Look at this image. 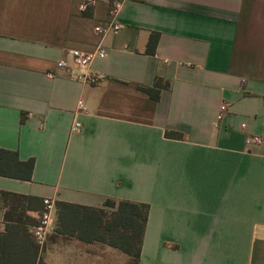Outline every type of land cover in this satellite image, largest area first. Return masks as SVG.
<instances>
[{"label": "crops", "instance_id": "0c3cea01", "mask_svg": "<svg viewBox=\"0 0 264 264\" xmlns=\"http://www.w3.org/2000/svg\"><path fill=\"white\" fill-rule=\"evenodd\" d=\"M84 1L0 0V149L34 161L0 193L148 205L138 264H264V0H124L112 19ZM73 52L104 80H78ZM156 78L157 102L139 90ZM52 235L45 264L129 262Z\"/></svg>", "mask_w": 264, "mask_h": 264}, {"label": "trees", "instance_id": "16d2710c", "mask_svg": "<svg viewBox=\"0 0 264 264\" xmlns=\"http://www.w3.org/2000/svg\"><path fill=\"white\" fill-rule=\"evenodd\" d=\"M86 15V14H84ZM159 35L152 33L146 54L153 56ZM169 82L156 78L153 86L139 88L150 100L157 102ZM167 138L181 140L179 133L168 132ZM34 161H21L16 152L0 149V177L30 181ZM6 209L5 227L0 232V264H45L42 250L30 234L36 224L34 214L43 209V200L37 197L0 193ZM56 222L52 236L74 238L79 242L99 243L122 252L129 258L127 264H138L145 233L149 207L129 201L106 199L102 208L56 202Z\"/></svg>", "mask_w": 264, "mask_h": 264}, {"label": "built area", "instance_id": "2783aa9c", "mask_svg": "<svg viewBox=\"0 0 264 264\" xmlns=\"http://www.w3.org/2000/svg\"><path fill=\"white\" fill-rule=\"evenodd\" d=\"M98 0H85L84 3L80 6V10L83 12L89 7L93 8ZM124 0H114L110 3L109 15L112 18L118 16L119 12L122 9ZM113 21V20H112ZM114 22V21H113ZM115 23V22H114ZM109 29L97 28L96 32L99 34H105L110 30L113 34L118 33L121 28V25L118 23L110 24ZM98 56H104V50H100L96 53ZM73 63L76 67V78L84 83L95 84L104 80V76L101 74L93 73L90 71V65L93 61L95 55L73 52ZM57 67L65 68L66 63L60 61L57 63ZM48 78H52V75H47ZM224 108H222V111ZM262 142L260 137H249L247 139L248 144H259ZM56 222V205L55 202L51 199L43 200V209L36 215V224L30 228V234L32 235L34 241L38 245L40 251L43 249L48 237L54 233Z\"/></svg>", "mask_w": 264, "mask_h": 264}, {"label": "rangeland", "instance_id": "374dc122", "mask_svg": "<svg viewBox=\"0 0 264 264\" xmlns=\"http://www.w3.org/2000/svg\"><path fill=\"white\" fill-rule=\"evenodd\" d=\"M43 248H44V247H43ZM116 252H117V251H116ZM117 253H120V252H117ZM41 255H42V257H43V249H42V254H41ZM120 255H123V254H122V253H120Z\"/></svg>", "mask_w": 264, "mask_h": 264}]
</instances>
